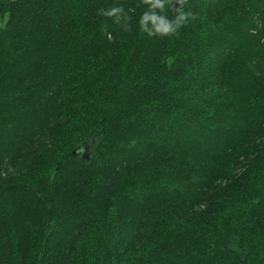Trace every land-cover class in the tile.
<instances>
[{"label":"trees","instance_id":"16d2710c","mask_svg":"<svg viewBox=\"0 0 264 264\" xmlns=\"http://www.w3.org/2000/svg\"><path fill=\"white\" fill-rule=\"evenodd\" d=\"M184 9L0 3V264H264V0Z\"/></svg>","mask_w":264,"mask_h":264},{"label":"clouds","instance_id":"9594fccd","mask_svg":"<svg viewBox=\"0 0 264 264\" xmlns=\"http://www.w3.org/2000/svg\"><path fill=\"white\" fill-rule=\"evenodd\" d=\"M145 6V10L139 17L138 26L142 33L148 37H168L178 35L179 30L183 28L190 20L197 19V15L192 11H185L184 5L187 0H140ZM179 7H173V5ZM171 8L175 12L172 18L167 15V10ZM98 14L112 19L120 25L125 31L128 30L130 17L122 6H110L98 9ZM107 31L106 28H102ZM111 40L110 33L107 34Z\"/></svg>","mask_w":264,"mask_h":264},{"label":"water","instance_id":"95a60500","mask_svg":"<svg viewBox=\"0 0 264 264\" xmlns=\"http://www.w3.org/2000/svg\"><path fill=\"white\" fill-rule=\"evenodd\" d=\"M173 7H178V5L174 4ZM72 153L73 155L79 156L82 159H88L90 157L91 152L89 149V145L86 142V143L76 146V148L73 149Z\"/></svg>","mask_w":264,"mask_h":264},{"label":"built area","instance_id":"2783aa9c","mask_svg":"<svg viewBox=\"0 0 264 264\" xmlns=\"http://www.w3.org/2000/svg\"><path fill=\"white\" fill-rule=\"evenodd\" d=\"M4 1H8V0H0V3L4 2Z\"/></svg>","mask_w":264,"mask_h":264}]
</instances>
